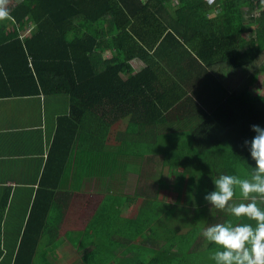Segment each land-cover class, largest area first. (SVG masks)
<instances>
[{"label": "crops", "instance_id": "1", "mask_svg": "<svg viewBox=\"0 0 264 264\" xmlns=\"http://www.w3.org/2000/svg\"><path fill=\"white\" fill-rule=\"evenodd\" d=\"M21 1L10 0L9 10ZM208 1L213 4L215 0ZM173 2L176 7L179 5L176 0ZM210 16L215 17L216 11ZM9 20H0V41L8 40L1 37L11 32H18L21 38L29 36L36 26L35 22L23 25ZM164 25L169 29L156 48L150 46L154 40L153 29L148 30L144 37L148 43L144 49H132L128 54L126 52L125 58L135 71L148 65L147 60L159 63L154 69L159 79L157 95L148 90L140 102L144 100L148 104L147 108L152 109L159 119L156 123L160 131L166 132L177 146L173 144L172 149V145L167 143L164 150H178L185 144L177 143H184L191 132L172 130L174 125L171 121L195 120L202 125L199 122L202 118L194 116L193 110H200L199 105L209 109L205 106L210 102L203 95V87L212 72L199 65L190 66L189 54L184 52V48L182 51L179 49L183 40L173 39L169 34L174 32V28L168 22ZM188 49L191 51L190 47ZM115 54V50L110 49L104 55L110 59ZM0 66L3 68L2 62ZM8 89L7 82L0 78V93ZM68 92L67 84L61 83L48 94L41 90L34 95L0 96V264H117L122 257L127 260L133 258L138 264L136 258L140 250L152 256L158 255L161 242L163 245L168 242L164 235L156 244L154 230L148 226L149 220L154 221L155 201L182 206L184 211L177 214L179 220L185 215L192 221L205 222L208 219L210 223L205 222V228L237 219L212 208L204 197L216 190L213 180L220 175H238L241 178L251 175L256 163L248 145H240L229 131H220L212 134L211 145L206 140L205 148H198L199 152L190 163L183 155L179 164H167V154L163 151L158 155V158L162 157V164L155 180L149 178L153 169H157L154 166L150 169L154 155H148L151 156L149 160L140 166L136 153L137 142L144 141L147 135L148 142L152 129L142 126L136 128H142L137 132L132 131L134 128L127 126L130 117L119 119L109 129L107 122L113 123V119L107 118L105 110L96 122L93 120L92 123L89 116L86 120H76L82 124L81 133L76 136L77 128L74 130L70 122L61 120L70 117ZM176 95L182 97L180 104ZM174 110L176 112L172 113ZM94 123L100 130L97 147L94 143L92 149V139H96L91 132ZM117 125L120 129H116ZM215 126L221 128L218 123ZM106 138L111 141L109 156ZM126 140L130 142L128 158L122 166V143ZM247 156L250 159H246ZM187 170L191 175H186ZM178 180L180 183L184 181L180 187L184 189L182 196L158 193L163 189L162 185L172 189ZM233 201L247 203L239 189ZM143 204L146 205V214H142V219H145L147 228L145 234L140 235L138 219ZM258 204L264 207V202L258 200ZM202 207L206 211L194 210ZM161 210V217L166 220L169 214L164 208ZM238 222L255 226V221L246 217L233 224ZM177 224L180 225L179 222ZM187 232L188 229L183 228L178 234L181 236ZM179 247L164 248L175 251Z\"/></svg>", "mask_w": 264, "mask_h": 264}, {"label": "trees", "instance_id": "2", "mask_svg": "<svg viewBox=\"0 0 264 264\" xmlns=\"http://www.w3.org/2000/svg\"><path fill=\"white\" fill-rule=\"evenodd\" d=\"M173 1L175 0L19 2L10 9L9 21L23 25L35 22L36 26L24 38L18 32L2 35L1 38L8 40L0 41V62L3 64V68L0 66V78L7 82L9 89L0 93V96L34 95L41 90L48 94L54 86L66 83L71 112L70 117H63L61 120L70 122L74 130L77 128L76 136L82 129V124L76 120H86L89 116L92 123L93 120L96 122L105 110L107 118L113 119V123L107 122L109 129L116 121L126 119L125 117H130L127 126L134 128V132L142 129H136L142 126L144 129H152L148 142L146 139L137 142V162L140 161V166L149 160L151 156L148 155H154L153 162H156V157L163 151L167 154V164H179L183 155L190 163L195 159V153L199 152L198 148H205L206 140L211 145L212 134L220 131H229V135H233L240 145L251 141L256 136L252 126L264 128V81L261 82L264 80V0H215L213 4L208 0H176L179 4L177 7ZM213 11H216V16L212 18L210 13ZM165 22L174 28V32L169 35L177 41L183 40L178 46L180 51L185 49L184 52L189 54V65H199L213 74L207 77L209 80L203 87V95L210 102L205 106L209 109L199 105L200 110H193L194 116L202 118L199 122L203 126L195 120L171 121L174 125L172 130L191 132L186 136L189 140L177 143L182 146L185 144L184 148L178 150H164L167 143L174 148L173 139L166 132L160 131L156 123L159 119L152 109L147 108L148 104L144 100L140 102L148 90L152 95H157L156 85L159 79L154 71L155 60H147L148 65L135 71L125 58L126 52L128 54L132 49H144L148 43L144 39L148 30L153 29L154 40L150 42V46L156 48V44L169 29L164 25ZM250 26L253 27L252 32L249 31L252 28ZM163 43L166 42L163 40ZM110 49L115 50L116 54L109 59L104 54ZM181 102L182 97L177 96V103ZM175 112L176 110L172 111ZM204 118L206 119L203 120ZM216 123L221 128L216 127ZM98 130V124H92L91 132L96 137L92 139V149L95 147L94 143L97 147ZM106 142L109 156L111 141L106 138ZM129 143L128 140L122 143V166L128 158ZM248 146L250 148V144ZM246 159L250 157L247 156ZM187 172L188 170L186 175L189 174ZM183 183L184 181L180 183L178 180L172 189L162 185L163 189L158 193L182 196L184 189L180 187ZM200 200L203 204L202 195ZM163 208L169 214L166 220L161 217ZM194 210L204 212L206 208ZM179 211L184 209L178 204L154 202V224L149 220L148 226H152L154 230L156 244L162 241L164 235L165 238L168 237V242L165 245L161 242L158 255L152 256L151 253L140 250L136 258L138 264H215L209 254L213 251L212 248L217 247L201 234L205 222L208 224L209 220L192 221L187 215L179 220ZM140 212L138 232L141 235L145 234L147 228L145 219H142V214H146L145 204ZM183 228H187L188 232L179 236L178 232ZM143 240H146L145 235ZM176 245L180 246L179 250L167 251L164 248ZM117 264L137 263L133 258L127 260L122 257Z\"/></svg>", "mask_w": 264, "mask_h": 264}, {"label": "clouds", "instance_id": "3", "mask_svg": "<svg viewBox=\"0 0 264 264\" xmlns=\"http://www.w3.org/2000/svg\"><path fill=\"white\" fill-rule=\"evenodd\" d=\"M9 0H0V20L10 18ZM256 136L250 144L252 159L256 162L254 171L248 178L238 175H220L213 182L216 190L208 193L204 199L212 208L225 211L240 219L246 217L255 221L251 223L233 224L231 220L217 223L205 228L202 236L209 242L219 246L210 252V259L215 264H264V128L253 125ZM247 203L233 201L236 190Z\"/></svg>", "mask_w": 264, "mask_h": 264}, {"label": "rangeland", "instance_id": "4", "mask_svg": "<svg viewBox=\"0 0 264 264\" xmlns=\"http://www.w3.org/2000/svg\"><path fill=\"white\" fill-rule=\"evenodd\" d=\"M146 1V0H145ZM250 27H252V26H250ZM156 62V66H157V64H159L157 61H155ZM213 74H208V77H211ZM264 80L262 79V81L261 82H263ZM200 84V81L198 80L197 81V85H199ZM259 84V83H258ZM253 88H254V86H253ZM253 88L251 87V89L253 90ZM263 93V92H262ZM116 129H120V125L118 126L117 125V128ZM115 133H117V130H115ZM146 138L145 139H147L148 138V135L147 136H145ZM162 157L160 156L159 158H156L155 160H156V163L154 164V163H151L150 164V169L154 166V167H156L157 169L155 170V169H153V171L151 172L152 174H151V176H149V178L151 177V178H155V180H157V177H158V173H159V171H160V169H161V164H162ZM237 219H233V220H231L232 221V223H234L235 221H236ZM239 223V222H238Z\"/></svg>", "mask_w": 264, "mask_h": 264}, {"label": "built area", "instance_id": "5", "mask_svg": "<svg viewBox=\"0 0 264 264\" xmlns=\"http://www.w3.org/2000/svg\"><path fill=\"white\" fill-rule=\"evenodd\" d=\"M257 10H259V8H256ZM260 11V10H259Z\"/></svg>", "mask_w": 264, "mask_h": 264}]
</instances>
